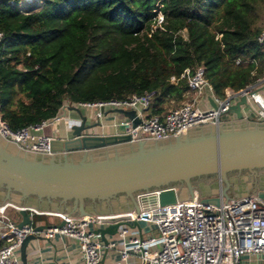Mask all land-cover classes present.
Masks as SVG:
<instances>
[{
	"label": "trees",
	"instance_id": "trees-1",
	"mask_svg": "<svg viewBox=\"0 0 264 264\" xmlns=\"http://www.w3.org/2000/svg\"><path fill=\"white\" fill-rule=\"evenodd\" d=\"M157 5L164 20L152 29ZM263 29L264 0H40L24 11L1 2V119L17 130L65 104L150 89L159 114L186 100L180 76L197 67L224 98L264 78Z\"/></svg>",
	"mask_w": 264,
	"mask_h": 264
},
{
	"label": "water",
	"instance_id": "water-1",
	"mask_svg": "<svg viewBox=\"0 0 264 264\" xmlns=\"http://www.w3.org/2000/svg\"><path fill=\"white\" fill-rule=\"evenodd\" d=\"M5 1L14 2L0 3ZM243 106L250 107L245 96L230 107L233 118L189 127L179 135L131 140L118 133H91L100 123H89L78 107L65 105L62 116L73 111L79 122L70 126L68 137L51 140L49 153L24 150L0 134V208L21 217L18 228L33 227L19 245L21 264H27L29 241L49 228L34 225L41 217L36 212L105 216L193 200L195 195L196 201L216 205L247 196L264 200V121L245 117ZM103 111L123 115L133 126L140 121L134 110ZM240 172L247 173L233 175ZM125 219L102 218L104 227L94 232L106 244V236L115 234ZM132 226L140 229L138 223Z\"/></svg>",
	"mask_w": 264,
	"mask_h": 264
},
{
	"label": "built area",
	"instance_id": "built-area-1",
	"mask_svg": "<svg viewBox=\"0 0 264 264\" xmlns=\"http://www.w3.org/2000/svg\"><path fill=\"white\" fill-rule=\"evenodd\" d=\"M14 2L24 11L33 3L39 4L40 0ZM153 12L155 16L152 29H156L162 25L164 17L160 5ZM2 38L3 34L0 32V43ZM257 42L264 51V29L258 35ZM180 79L186 81V100L161 114H150L157 96L154 89L123 99L78 103L74 106L80 110H91L92 116L99 123L109 113H104V109L134 110L136 117L140 119L137 125L133 126L131 120L125 117L115 122L114 126L119 129L118 134L129 135L131 140H138L179 135L189 127L219 122L241 96H245L247 100L252 96V85L237 92L227 91L224 98L215 96L204 77L202 67H197L192 72L186 69ZM170 82L175 83L176 78L170 77ZM205 91L209 93V100L214 102L216 108L199 107V99ZM146 112L148 113L145 114ZM88 117L90 121L91 117ZM62 119L65 117L60 114L50 120L13 130L0 116V134L24 150L49 153L50 142L54 137L39 132L47 125H57ZM71 125L68 124L67 131ZM91 133L96 131L92 130ZM196 199L195 195L193 200L105 216L67 217L63 214H51L60 221L64 220V223L51 225L41 234L49 240L56 237L76 240L83 264H98L103 249L115 252L122 264H244L246 256H264V200L257 196H247L231 203L221 200L216 205ZM4 211V208H0V240H8V243L0 247V264H21L19 245L25 235L33 233V227L18 228L15 222L5 219ZM121 217L126 219L118 226L115 234L108 236L106 244L92 231L95 226L102 225V218ZM133 223L139 224V231H135Z\"/></svg>",
	"mask_w": 264,
	"mask_h": 264
},
{
	"label": "crops",
	"instance_id": "crops-1",
	"mask_svg": "<svg viewBox=\"0 0 264 264\" xmlns=\"http://www.w3.org/2000/svg\"><path fill=\"white\" fill-rule=\"evenodd\" d=\"M251 93L253 94L248 98L250 107H242L243 115L251 120L264 121V78L256 81L252 84ZM191 98V96H190ZM188 100V99H187ZM199 107L207 108L211 107L209 100V93L205 91L203 96L199 99ZM178 104H169L166 106V112L171 107H176ZM88 112H82L85 116L91 117L89 123H94L96 120L91 114V110ZM146 112L145 114H147ZM161 114V113H159ZM62 115V111H61ZM57 125H47L39 132L42 135L54 137V138H66L68 137L67 126L68 124L78 123V117L73 111H67ZM88 117V118H89ZM232 112H229L225 118H233ZM125 118L123 115L117 113H108L106 119L100 120V126L95 129L97 134H117L119 129L114 126V123ZM67 122H69L67 124ZM60 123L62 126L60 127ZM4 217L7 221L18 223L21 221V217L14 215L11 208H6L4 211ZM60 220L52 215L42 216V218H35V226L38 225H55L59 224ZM104 227L103 225L95 226L92 231H96L98 228ZM136 228V232L140 229ZM96 234V233H95ZM38 240L29 241L26 252L27 264H83V259L79 249V244L76 240L68 237H56L52 240L46 239L41 233L38 234ZM98 235V234H96ZM138 235V233H137ZM99 236V235H98ZM109 235L106 236V239ZM100 238V236H99ZM101 240V238H100ZM244 264H264V256L253 255L246 256L243 260ZM98 264H122L118 258V255L113 251L103 249L100 261Z\"/></svg>",
	"mask_w": 264,
	"mask_h": 264
},
{
	"label": "flooded vegetation",
	"instance_id": "flooded-vegetation-1",
	"mask_svg": "<svg viewBox=\"0 0 264 264\" xmlns=\"http://www.w3.org/2000/svg\"><path fill=\"white\" fill-rule=\"evenodd\" d=\"M246 173H247V172H240V173H234L233 175L240 176V175H243V174H246ZM256 179H258V177H257ZM200 180L203 181L202 179H200ZM214 180H215V177H212V178H210V179H207L208 182H212V181H214ZM233 194H234L233 190L230 189V190L228 191V195H229L230 197H232Z\"/></svg>",
	"mask_w": 264,
	"mask_h": 264
},
{
	"label": "rangeland",
	"instance_id": "rangeland-1",
	"mask_svg": "<svg viewBox=\"0 0 264 264\" xmlns=\"http://www.w3.org/2000/svg\"><path fill=\"white\" fill-rule=\"evenodd\" d=\"M87 109H84V108H81V111L84 113V112H88V111H86ZM89 110V109H88ZM224 119H226V118H224ZM223 119V120H224ZM60 127L62 126V123H60V125H59ZM36 218H39V217H36ZM42 218V217H41Z\"/></svg>",
	"mask_w": 264,
	"mask_h": 264
},
{
	"label": "bare ground",
	"instance_id": "bare-ground-1",
	"mask_svg": "<svg viewBox=\"0 0 264 264\" xmlns=\"http://www.w3.org/2000/svg\"><path fill=\"white\" fill-rule=\"evenodd\" d=\"M26 1H30V0H26Z\"/></svg>",
	"mask_w": 264,
	"mask_h": 264
}]
</instances>
